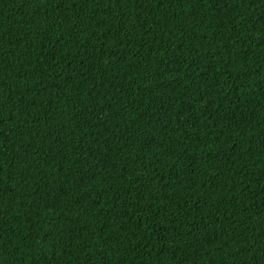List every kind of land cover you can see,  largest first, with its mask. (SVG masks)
<instances>
[{"label": "trees", "instance_id": "1", "mask_svg": "<svg viewBox=\"0 0 264 264\" xmlns=\"http://www.w3.org/2000/svg\"><path fill=\"white\" fill-rule=\"evenodd\" d=\"M0 264H264V0H0Z\"/></svg>", "mask_w": 264, "mask_h": 264}]
</instances>
